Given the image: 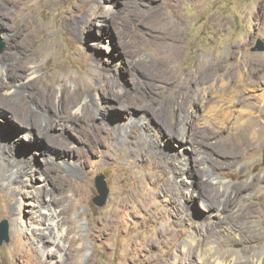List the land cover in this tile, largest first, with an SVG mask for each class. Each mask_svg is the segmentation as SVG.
<instances>
[{
	"label": "rangeland",
	"instance_id": "374dc122",
	"mask_svg": "<svg viewBox=\"0 0 264 264\" xmlns=\"http://www.w3.org/2000/svg\"><path fill=\"white\" fill-rule=\"evenodd\" d=\"M0 10L7 15V25L0 23V64H12L11 73L24 74L16 81L28 83L15 101L4 98L6 104L0 108V220H7L9 232V241L0 244V264H66V250L44 263L35 244L27 247L34 237L33 218L40 214L36 205L49 198V193L42 194V187L51 191L59 218H65L63 226L72 225L84 239L77 264H167L178 243L189 237L201 242L206 237L201 225L207 222L203 219L206 201L194 199L186 219L175 215L172 193L178 192L185 204L191 203L196 192V185L187 186L186 175L176 176L179 162L185 165L187 158L183 166L203 179L213 172L212 176L241 184L264 175V134H258V149L248 147L244 140V128L252 119L264 123V101L251 98L252 112L243 113L228 130L221 131L214 124H191L220 138L222 142L215 143L219 149L237 154L225 159L222 167L216 162L224 158L195 143L211 155L210 164L217 166L206 171L193 150L183 157L170 136L186 125L191 110L199 113L201 109L198 104L189 107L191 96L201 90L187 83L188 78L207 73L217 79L248 59L255 66L248 78L263 86L264 50L250 47L257 39L264 40V0H0ZM34 66L37 72L30 76ZM7 75L8 82L14 80V75ZM54 79V85H49ZM64 85L76 105H66L60 92ZM117 91L125 93V100L114 99ZM50 92L52 106L46 102ZM250 94L239 91V96ZM186 95L190 97L180 110ZM98 104L101 110L95 115L81 112L87 105ZM174 104L178 119L169 122ZM9 109L20 116L12 117ZM31 114L40 118L24 124V115ZM159 116L170 123V131L160 128ZM38 122L47 126L54 141L41 133L44 129H38ZM127 125L124 134L121 128ZM60 140L77 154L62 152ZM155 142L161 149L145 151ZM204 142L212 144L215 138ZM78 152L87 162L79 173H73L66 165L77 163ZM29 157L36 163L33 173L22 176L25 193L15 190L13 199L15 208L23 211L22 222L8 192L16 188L10 184L16 176L14 164L28 166ZM99 160L104 163L99 165ZM160 161L170 162L169 166L159 165ZM98 174L104 175L108 187L103 205L92 201L98 194ZM80 189L83 194L78 196ZM259 200L261 214L256 219L261 232L249 242L251 248L264 246V185L237 198L241 210ZM69 201L76 206L65 214ZM112 217L116 223L110 225ZM218 239L222 249L236 246L225 234ZM193 258L181 255L177 264H190Z\"/></svg>",
	"mask_w": 264,
	"mask_h": 264
},
{
	"label": "bare ground",
	"instance_id": "6f19581e",
	"mask_svg": "<svg viewBox=\"0 0 264 264\" xmlns=\"http://www.w3.org/2000/svg\"><path fill=\"white\" fill-rule=\"evenodd\" d=\"M6 17L7 15L0 10V23L2 25H7L5 22ZM253 67L255 66L250 60L243 59L240 60L239 64L235 65V67L231 72L223 73L222 75L218 76L217 79L210 77V75L207 73H204V75H202L201 78H196V79L188 78L186 80L187 83L192 82L194 84L199 85L201 90L199 94H193L191 96L192 98H190L191 102L189 107L191 108L193 107L194 104H198L201 109L199 113L195 112V110H191V113L186 116L185 119L186 125L184 124L182 128L178 129V132H176L175 134L170 133V136L171 138H173L174 142L178 144V147H180L182 152L181 155L183 157L185 158L187 157L189 149L193 150L195 152L196 157H198L200 160L198 164L203 166V168H205L206 171H209V168L211 167H217V166L215 163L214 165L210 164L209 159L210 160L212 159L211 155L207 154L205 151H202L201 148L194 145L195 143L201 144L202 146H207L210 149V151L214 152V154H216L220 158H224L223 162L220 163L216 162L218 168L222 167L223 165H226V163L224 162L225 159L229 157H236L237 154L234 156V154L231 152H227L225 150L219 149L215 143L222 142L220 138H216L215 135L213 136L212 132H209L205 129H196L193 126H191V124L193 122L207 123L212 125L214 124L221 131H223V130H228L232 125H234L239 120H241V118L243 117L242 116L243 113L246 112L251 113L252 112L251 108H253L250 102L251 98L257 99L258 102L264 101V84L263 86H261L262 84L257 85L253 80H251L247 76L248 75L247 73L249 72L250 69H253ZM11 68H12V64H10L9 62L7 63V61L6 63L3 62L2 64H0V94H1L0 108L1 109H3L2 106H5L6 104L5 103L6 98L15 101V99L20 95V93L24 91V89L28 86V83H18V81H16L17 80L16 78H19L24 74L23 73L21 74L20 71H18L17 73H11L10 71ZM36 70L37 68L35 66L32 67V70L29 72L30 76L34 75L37 72ZM22 71L24 70L22 69ZM7 74L14 75L12 76L14 80L8 82ZM260 77L264 79V73H262ZM56 80L57 79L50 80L49 85L51 86L54 85ZM241 89L251 92L250 96L249 97H246L244 95L239 96V91ZM86 90L88 91L90 90V88H87ZM60 92L61 94H63L62 98L66 101V105H71V104H73L72 106L76 105L75 104L76 100L70 96V93L68 92L66 85L61 87ZM113 96L117 102H120L121 100H125L126 98L125 93L120 91L114 93ZM47 97L48 98L46 99V102H51V106H52V103H54V101L52 102V92H50V94ZM189 97L190 95L185 96L186 99L178 107V109L180 108V110H183L184 105L187 103V99ZM116 106H120V104ZM175 106L176 104H174V106H171V110L169 109L168 112L169 122L170 121L172 122V120L177 121L178 119V113L175 109ZM120 108L124 109L125 105L121 104ZM9 110H10V115L12 117L14 116L17 118L20 116L16 114L15 110L12 109ZM100 110L101 107L99 104L94 107L87 105L86 107L83 108V111L81 112H87V115L89 113L95 115ZM32 118L39 119L40 117L37 118L36 114H31L27 118L26 115H24V119H26V121H24L25 122L24 124H28L29 121L27 120ZM157 118L160 128L162 129L165 128L166 131H170V123H166L161 116ZM51 119L53 120V118ZM47 121L49 120L47 119ZM35 122L36 121H34L33 123L36 124L37 122L36 123ZM37 127L40 131H42L41 129H44L45 133L44 132L41 133L44 136H47V138L50 141L52 140L54 141V138H52L50 133H48L49 131L47 132L46 130L47 126L43 127L42 123L38 122ZM98 127L101 128L102 123H99ZM127 127L128 125L121 128V132L125 134L127 132ZM244 131L246 132L245 134H247L246 138L244 139L247 146L248 147L250 146V148L252 147L254 149H258L261 144L257 141V137L259 133L264 134V123L257 124L256 120L252 119L251 122L247 125V127L244 128ZM149 137H153V136H149ZM212 138H215L214 143L208 144L204 142ZM154 140H152V142H154ZM62 141L60 142L61 151L62 152L63 150L70 151L71 154L72 155L74 154L75 156V153L77 154V151L75 152L74 148L66 146V143L64 144V141L63 142ZM160 145L159 142L156 143V145H154V143L149 144L147 145V148H145V151L149 152L151 148L152 149L157 148L158 150V146L160 147ZM158 154H160V156L163 158L166 157V155L161 151L158 152ZM26 159L27 160L25 165L28 164V166L22 167L18 163L14 164L15 168L12 169V172L16 173V176H14L11 179L10 184L15 185L16 188L10 187L9 188L10 192H8L9 193L8 199L12 203V206L14 205L13 209L21 213L19 214V219L20 221L22 220V222H25V220L23 219V211H19L18 206H17L18 208L17 207L15 208V203L13 202V199L15 195L14 193L15 190L21 192L20 194L25 193V191L21 190L22 188L21 178L23 175H29L30 174L29 172L31 171L33 173L36 164L31 157ZM51 160L53 161L54 159L51 158ZM100 160L98 161L99 165L104 163ZM186 160L184 159L185 165L188 164ZM86 162L87 161L83 157V155L78 152L77 163L74 164L69 163V165L66 166H68L67 169L69 171L73 173H79L81 171L80 170L81 167L86 165ZM160 162L161 163L159 165H164V166L165 165L169 166L168 164L170 163L168 161L165 162L160 161ZM179 163L178 165H180V168L175 171L176 176L178 177L179 175L181 176L186 175L187 186L196 185V192L193 195H191L190 198L191 203L188 202L185 204H182V202H180L179 200L180 195L178 192L172 193L174 205L175 204L177 205L175 207V215L179 220H182L184 218L186 219L189 208L191 207V204L194 203V199L199 198L201 199V201H206L207 205L206 208L204 209L207 211V213L203 219L204 220L206 219L207 222L201 223L202 228H204V230L206 231V237L201 242L200 241L197 242L193 237H189L186 240H183L182 242L178 243L174 249V253L170 256L169 262L167 264H177L179 257H181V255L184 254L194 257L192 262H190V264H264V246L261 248L258 247L251 248L248 245L249 242L255 240L256 236L259 234V232H261V228H260L261 222L260 223L258 222V220L256 219V215L257 213L261 214V209L259 207L262 204V200L256 201L254 204H248L243 210L240 209L237 203V198L240 195L249 194L251 188L264 185V175L252 176L249 179H247L245 183H241V184L232 183L226 180L225 178H222L221 176L220 177L212 176L213 172H211L209 178L203 179L202 177L200 178L197 177L195 174H193V172L192 173L189 172L190 171L189 168H186L184 167L185 166L184 164L181 165ZM231 163L232 162H230L229 165ZM48 169L52 170V167H49ZM165 188L170 189V186L169 188L167 187ZM77 189H79V186ZM163 190L167 191L165 189ZM50 192H51L50 190L46 192L42 187V194L49 193V198L46 202L40 205H36L38 211H40L39 212L40 214L37 217L33 218L34 226L33 228H31L33 229L32 230L33 232L31 234L32 236L34 235V237L31 238V242L27 244V247L32 246V244H35L37 250L36 253L39 254L41 257H44L43 258L44 263L46 258L51 259L52 257H56L57 255L59 256L64 250H66L69 252V256L66 264H77L79 257L81 256L84 250L83 247L84 239L81 236V234L77 233V230H74V227L72 225L68 224L66 227L63 226V223L65 222L63 220L65 218H59L60 211L57 209L56 207L57 204L55 203V199L52 198ZM78 192H80L78 196H81L83 194V192H81V189ZM39 195L41 194L38 193V196ZM75 206L76 205L74 204V202L72 203L69 201L68 204L63 209L64 213L65 214L69 213L73 208H75ZM214 217H216L217 220L212 221L211 219ZM115 223H116L115 217L109 219L110 225H113ZM221 234H225L227 238H230L235 243L236 246L233 248L222 249L219 246L221 240L218 239V236ZM153 241L150 242V245L153 243ZM245 258H247L248 260L243 261L242 259Z\"/></svg>",
	"mask_w": 264,
	"mask_h": 264
},
{
	"label": "water",
	"instance_id": "95a60500",
	"mask_svg": "<svg viewBox=\"0 0 264 264\" xmlns=\"http://www.w3.org/2000/svg\"><path fill=\"white\" fill-rule=\"evenodd\" d=\"M256 48L257 49L264 48L262 40L257 41ZM0 51H1V46H0ZM95 186L98 194L92 198V201L96 205H103L106 200L107 192H108L107 183L105 181L103 174H98L95 176ZM8 241H9L8 222L7 220L3 219L0 220V244Z\"/></svg>",
	"mask_w": 264,
	"mask_h": 264
},
{
	"label": "flooded vegetation",
	"instance_id": "af4514ba",
	"mask_svg": "<svg viewBox=\"0 0 264 264\" xmlns=\"http://www.w3.org/2000/svg\"><path fill=\"white\" fill-rule=\"evenodd\" d=\"M258 40H262L263 41V46H264V40L263 39H257V41ZM257 41H256V43H254V44L251 45V47H250L251 50H256L257 49L256 48ZM258 50H264V48L263 49H258Z\"/></svg>",
	"mask_w": 264,
	"mask_h": 264
}]
</instances>
